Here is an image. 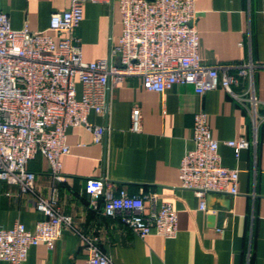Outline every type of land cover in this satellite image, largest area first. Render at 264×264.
Instances as JSON below:
<instances>
[{
	"label": "crops",
	"instance_id": "0c3cea01",
	"mask_svg": "<svg viewBox=\"0 0 264 264\" xmlns=\"http://www.w3.org/2000/svg\"><path fill=\"white\" fill-rule=\"evenodd\" d=\"M69 1L0 0V10L13 29L43 31L50 14L66 9ZM194 6L201 63L235 73L240 64L252 62L257 111L264 116V0H195ZM120 31L118 0L84 2L75 30L83 60L106 57ZM246 83L242 80L237 90ZM134 108L140 114L137 130L132 128ZM198 111L206 113L211 134L220 142L222 165L239 171L238 193L206 197L207 211L199 208L191 190L179 186L178 178L180 159L193 146ZM88 119L106 128L104 138L94 143L83 126L68 128L61 181L41 154L27 163L35 173L33 193L16 194V186L0 181V228L20 222L33 231L43 217L34 207L35 195L46 197L52 187L60 212L72 218L53 249L38 243L21 264H82L81 236L93 238L113 264H264V118L254 126L247 107L220 87L197 94L190 85L176 84L159 93L128 77L110 86L104 114L92 112ZM240 136L250 145L236 158L224 142ZM89 178L102 180L105 191L153 197L147 206L171 202L177 212L176 237L151 233L141 238L118 218L104 216L102 198L91 200L85 192Z\"/></svg>",
	"mask_w": 264,
	"mask_h": 264
},
{
	"label": "built area",
	"instance_id": "2783aa9c",
	"mask_svg": "<svg viewBox=\"0 0 264 264\" xmlns=\"http://www.w3.org/2000/svg\"><path fill=\"white\" fill-rule=\"evenodd\" d=\"M86 1L70 0L66 9L52 12L43 31L13 29L7 13L0 10V181L16 186V194L34 192L35 173L27 163L38 154L46 158L54 178L62 180L68 128L83 126L94 143L102 142L106 128L92 123L88 115L104 114L110 86L128 77L139 78L145 90L159 93L176 84L190 85L197 94L220 87L247 107L254 126L264 118L257 111L252 62L240 64L235 73L201 63L195 0H118V40L106 57L93 61L83 60L75 36ZM242 80L247 83L237 90ZM132 116L137 130V108ZM191 138L192 148L180 159L179 186L191 190L199 198V208L207 211L209 192L238 193L239 171L222 165L220 142L212 136L203 111L193 115ZM224 143L236 158L250 145L244 136ZM84 189L91 200L102 198L104 216L118 218L137 236L176 237L177 212L171 202L147 206L153 197L129 195L125 189L105 191L100 179H87ZM33 204L43 216L33 231L20 222L0 228V261L21 264L38 243L53 249L63 227L71 225V216L59 210L55 187L46 197L35 195ZM81 237L86 252L82 264H113L93 238Z\"/></svg>",
	"mask_w": 264,
	"mask_h": 264
},
{
	"label": "water",
	"instance_id": "95a60500",
	"mask_svg": "<svg viewBox=\"0 0 264 264\" xmlns=\"http://www.w3.org/2000/svg\"><path fill=\"white\" fill-rule=\"evenodd\" d=\"M213 194H215V193H211V192H209V193L206 195V197H208V196H212ZM222 195H224V194H222ZM208 218H209V220H210L211 223H212V221L214 220V216L211 215V216H209Z\"/></svg>",
	"mask_w": 264,
	"mask_h": 264
}]
</instances>
